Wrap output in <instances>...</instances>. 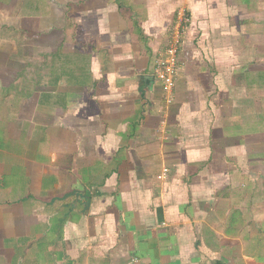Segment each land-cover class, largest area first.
Returning <instances> with one entry per match:
<instances>
[{"label": "crops", "instance_id": "obj_1", "mask_svg": "<svg viewBox=\"0 0 264 264\" xmlns=\"http://www.w3.org/2000/svg\"><path fill=\"white\" fill-rule=\"evenodd\" d=\"M0 264H264V0H0Z\"/></svg>", "mask_w": 264, "mask_h": 264}, {"label": "built area", "instance_id": "obj_2", "mask_svg": "<svg viewBox=\"0 0 264 264\" xmlns=\"http://www.w3.org/2000/svg\"><path fill=\"white\" fill-rule=\"evenodd\" d=\"M190 19V15L186 9L179 8L175 12L162 58L156 65V78L161 83L164 98L168 103L172 102L175 80L180 70L179 54L183 43L184 32ZM168 171V168H164L162 173L158 175V178H166Z\"/></svg>", "mask_w": 264, "mask_h": 264}]
</instances>
